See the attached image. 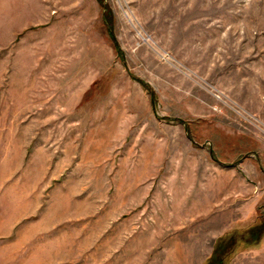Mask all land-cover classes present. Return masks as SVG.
<instances>
[{"label": "rangeland", "instance_id": "rangeland-1", "mask_svg": "<svg viewBox=\"0 0 264 264\" xmlns=\"http://www.w3.org/2000/svg\"><path fill=\"white\" fill-rule=\"evenodd\" d=\"M256 224L264 0H0V264H204Z\"/></svg>", "mask_w": 264, "mask_h": 264}, {"label": "trees", "instance_id": "trees-1", "mask_svg": "<svg viewBox=\"0 0 264 264\" xmlns=\"http://www.w3.org/2000/svg\"><path fill=\"white\" fill-rule=\"evenodd\" d=\"M248 232L246 238L236 239L234 235H225L218 238L213 245L211 255L205 260L204 264H227L229 257L238 249L240 242L252 245L260 241L264 234V226L256 224Z\"/></svg>", "mask_w": 264, "mask_h": 264}]
</instances>
